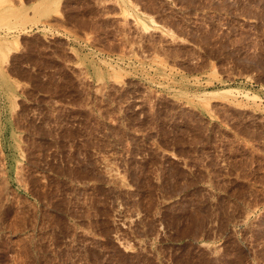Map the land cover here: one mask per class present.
<instances>
[{
    "label": "rangeland",
    "instance_id": "374dc122",
    "mask_svg": "<svg viewBox=\"0 0 264 264\" xmlns=\"http://www.w3.org/2000/svg\"><path fill=\"white\" fill-rule=\"evenodd\" d=\"M0 264H264V0H0Z\"/></svg>",
    "mask_w": 264,
    "mask_h": 264
}]
</instances>
